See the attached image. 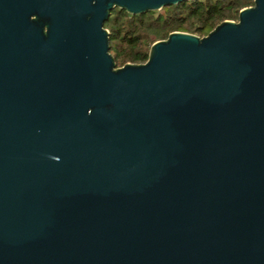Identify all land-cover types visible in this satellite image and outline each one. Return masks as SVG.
Segmentation results:
<instances>
[{
    "label": "water",
    "instance_id": "95a60500",
    "mask_svg": "<svg viewBox=\"0 0 264 264\" xmlns=\"http://www.w3.org/2000/svg\"><path fill=\"white\" fill-rule=\"evenodd\" d=\"M186 1L0 0V264H264V0L109 53Z\"/></svg>",
    "mask_w": 264,
    "mask_h": 264
},
{
    "label": "trees",
    "instance_id": "16d2710c",
    "mask_svg": "<svg viewBox=\"0 0 264 264\" xmlns=\"http://www.w3.org/2000/svg\"><path fill=\"white\" fill-rule=\"evenodd\" d=\"M252 5L253 0H195L139 15L115 8L104 24L109 53L117 68L128 63L143 64L150 46L170 33L202 38L225 20L237 21L239 11Z\"/></svg>",
    "mask_w": 264,
    "mask_h": 264
}]
</instances>
